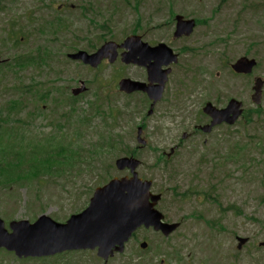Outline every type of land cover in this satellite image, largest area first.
I'll use <instances>...</instances> for the list:
<instances>
[{
  "label": "rangeland",
  "instance_id": "1",
  "mask_svg": "<svg viewBox=\"0 0 264 264\" xmlns=\"http://www.w3.org/2000/svg\"><path fill=\"white\" fill-rule=\"evenodd\" d=\"M173 14L199 21L190 38L173 39ZM135 34L180 54L165 101L151 115L143 94L118 90L122 78L147 81L144 70L121 62L96 70L68 58ZM0 57L8 62L0 67V151H24L23 168L13 175L20 169L27 174L0 185L7 229L43 215L67 222L97 188L131 177L115 167L124 157L141 161L139 178L163 195L158 210L168 223L181 224L169 238L141 229L124 254L107 261L96 252L20 260L2 249L0 264H264V89L261 111L248 121L210 135L196 130L208 122L199 110L211 99L225 104L237 97L248 111L257 110L251 96L255 77L264 80V0H0ZM21 57L29 64L15 65ZM242 57L258 62L249 78L230 72ZM81 82L88 91L71 101ZM180 103L182 113L175 109ZM140 128L145 146L137 140ZM36 146L42 158L69 147L77 160L65 169L54 164L60 170L49 172L40 164L34 173ZM188 192L197 193L183 197ZM239 238L249 241L242 250Z\"/></svg>",
  "mask_w": 264,
  "mask_h": 264
},
{
  "label": "water",
  "instance_id": "2",
  "mask_svg": "<svg viewBox=\"0 0 264 264\" xmlns=\"http://www.w3.org/2000/svg\"><path fill=\"white\" fill-rule=\"evenodd\" d=\"M192 26V22L186 24L179 19L177 35L190 34ZM137 39L128 41H131L129 48L134 50L132 55L124 58L126 63L132 60L134 62L136 50L143 54L146 61L152 58L158 60L167 55L168 51L163 47L151 50L146 45H141ZM109 48L110 46H106L92 56L80 53L73 58L97 67L104 58L108 57ZM115 58L116 54L110 57V61L113 62ZM160 63H169V61ZM142 64L146 65L145 62ZM255 65L254 61L242 59L234 69L239 73H249ZM261 88L262 83L258 81L257 95ZM255 101L259 103L260 99L257 98ZM237 115L240 116L241 112ZM117 165L120 170L125 167L135 170L139 163L125 159L119 161ZM150 187L151 183H142L136 174L131 180L127 178L121 181L114 180L105 188L97 190L90 208L83 214L73 217L67 225H57L43 217L35 225H30L28 222L14 224L12 227L14 234L9 236L4 230V224L0 221V247L15 251L19 257L47 256L68 250L99 248V256L108 259L113 255L114 249L122 252L124 244L142 225L154 226L156 230H162L165 235H169L178 228V225L161 224V215L153 210L160 196L152 197L149 193ZM150 199L154 202L153 205L150 204ZM245 243V240H241L239 248Z\"/></svg>",
  "mask_w": 264,
  "mask_h": 264
},
{
  "label": "trees",
  "instance_id": "3",
  "mask_svg": "<svg viewBox=\"0 0 264 264\" xmlns=\"http://www.w3.org/2000/svg\"><path fill=\"white\" fill-rule=\"evenodd\" d=\"M21 60H23L24 62H22ZM17 66L19 67H23L25 65H27L29 62H30V59L29 58H18L17 60ZM15 106H16V110L19 109L20 107V104L18 103H14ZM10 111V109H9ZM4 133H1L0 131V142L2 141V136H3ZM10 147V146H9ZM38 147L39 146H36V150H34L33 152L35 154H37V157L33 159L34 162L32 163L34 166L32 167V172L34 171H39L41 170V168L39 167L40 164H43L42 167H44V171L45 170H51L53 169L55 166L54 164H59V165H62L64 167H67V165L69 166H73L75 164V161L77 160L76 156V152H71L68 155H66L67 153L65 152V150L61 151L59 150L57 153L55 154H51V152H47L46 154L49 156V157H39V152H38ZM48 147H50L48 145ZM15 150V149H14ZM13 149H11V151H8L7 148L3 149L0 151V156L3 158L2 160H0V167L2 166V168H0V185L3 186V185H6L8 184L7 182H11L13 179H22V178H25L27 177V174L24 172H22V169L21 172L19 173V175H13V174H16V170H18L19 168H23V165H24V156H25V153L24 151H21L20 149L19 150H15L14 151ZM10 152V153H9ZM35 154H32L33 156ZM44 156H46L45 154H42ZM41 156V154H40ZM54 156H57V157H61L62 160L60 161H55L52 157ZM64 157V158H63ZM10 158H14V159H18V163L16 165H14V163H10ZM4 162V163H3ZM36 173V172H34ZM22 175H26L24 177H22ZM6 176L8 178V180H6Z\"/></svg>",
  "mask_w": 264,
  "mask_h": 264
}]
</instances>
